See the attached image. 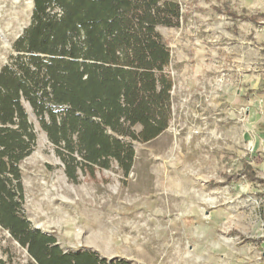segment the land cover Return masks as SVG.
Instances as JSON below:
<instances>
[{
  "label": "rangeland",
  "instance_id": "1",
  "mask_svg": "<svg viewBox=\"0 0 264 264\" xmlns=\"http://www.w3.org/2000/svg\"><path fill=\"white\" fill-rule=\"evenodd\" d=\"M172 1L181 10L178 27L158 28L171 54V119L155 139L131 142L128 176L115 161L107 170L84 168L79 157L64 161L65 150L24 103L36 135L34 151L19 164L24 215L63 251L192 264L204 212L218 208L238 211L245 233L264 236L263 153L247 166L262 176L252 183L258 193L235 196L248 180L238 174L252 157L249 146H264V0ZM32 8L33 0H0V68L16 55L12 44ZM0 264H32L1 227Z\"/></svg>",
  "mask_w": 264,
  "mask_h": 264
},
{
  "label": "trees",
  "instance_id": "2",
  "mask_svg": "<svg viewBox=\"0 0 264 264\" xmlns=\"http://www.w3.org/2000/svg\"><path fill=\"white\" fill-rule=\"evenodd\" d=\"M180 18L172 0H33L16 55L0 68V227L32 264L130 263L63 251L26 219L19 164L36 135L24 103L64 161L105 170L115 161L128 176L131 142L155 139L171 119V54L158 28ZM240 175L255 179L247 166Z\"/></svg>",
  "mask_w": 264,
  "mask_h": 264
},
{
  "label": "crops",
  "instance_id": "3",
  "mask_svg": "<svg viewBox=\"0 0 264 264\" xmlns=\"http://www.w3.org/2000/svg\"><path fill=\"white\" fill-rule=\"evenodd\" d=\"M248 150L252 157L245 161V167H254L257 157L260 160V154H264V146H249ZM252 171L256 178L262 179L255 170ZM238 176L245 178L244 175ZM253 182L246 180L244 185L238 184L235 196L249 191L253 192L250 195L257 194ZM237 212L231 208L228 211L218 208L204 212L206 224L193 236L190 247L192 264H264V236L250 235L251 231L245 233L242 223L235 218Z\"/></svg>",
  "mask_w": 264,
  "mask_h": 264
},
{
  "label": "water",
  "instance_id": "4",
  "mask_svg": "<svg viewBox=\"0 0 264 264\" xmlns=\"http://www.w3.org/2000/svg\"><path fill=\"white\" fill-rule=\"evenodd\" d=\"M7 43V41H5Z\"/></svg>",
  "mask_w": 264,
  "mask_h": 264
}]
</instances>
